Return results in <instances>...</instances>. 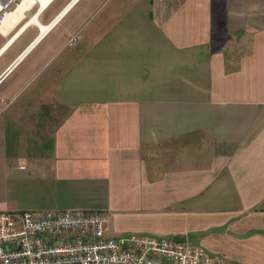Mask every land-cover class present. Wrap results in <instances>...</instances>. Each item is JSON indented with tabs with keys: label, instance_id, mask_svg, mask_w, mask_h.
Instances as JSON below:
<instances>
[{
	"label": "crops",
	"instance_id": "obj_1",
	"mask_svg": "<svg viewBox=\"0 0 264 264\" xmlns=\"http://www.w3.org/2000/svg\"><path fill=\"white\" fill-rule=\"evenodd\" d=\"M1 27L0 212L264 264V0H52Z\"/></svg>",
	"mask_w": 264,
	"mask_h": 264
},
{
	"label": "built area",
	"instance_id": "obj_2",
	"mask_svg": "<svg viewBox=\"0 0 264 264\" xmlns=\"http://www.w3.org/2000/svg\"><path fill=\"white\" fill-rule=\"evenodd\" d=\"M23 0H0V26ZM105 211L0 212V264H228L200 245L113 237Z\"/></svg>",
	"mask_w": 264,
	"mask_h": 264
},
{
	"label": "bare ground",
	"instance_id": "obj_3",
	"mask_svg": "<svg viewBox=\"0 0 264 264\" xmlns=\"http://www.w3.org/2000/svg\"><path fill=\"white\" fill-rule=\"evenodd\" d=\"M52 0H23V2L17 7V9L10 13L3 21L1 29L5 26H10L20 18H22L26 12L32 7L37 8V11L44 9ZM32 23H38L36 16L30 18ZM41 36L48 30L49 27L41 26Z\"/></svg>",
	"mask_w": 264,
	"mask_h": 264
},
{
	"label": "water",
	"instance_id": "obj_4",
	"mask_svg": "<svg viewBox=\"0 0 264 264\" xmlns=\"http://www.w3.org/2000/svg\"><path fill=\"white\" fill-rule=\"evenodd\" d=\"M172 241L175 243H185L186 242L185 238L181 236L172 237Z\"/></svg>",
	"mask_w": 264,
	"mask_h": 264
},
{
	"label": "rangeland",
	"instance_id": "obj_5",
	"mask_svg": "<svg viewBox=\"0 0 264 264\" xmlns=\"http://www.w3.org/2000/svg\"><path fill=\"white\" fill-rule=\"evenodd\" d=\"M130 235H140V234H138V233H127V234H123V235H120V236H117V237H125V236H130ZM147 235H149V234H147Z\"/></svg>",
	"mask_w": 264,
	"mask_h": 264
}]
</instances>
